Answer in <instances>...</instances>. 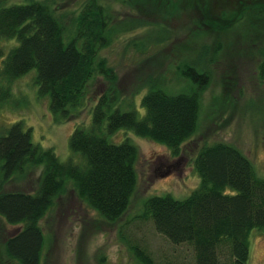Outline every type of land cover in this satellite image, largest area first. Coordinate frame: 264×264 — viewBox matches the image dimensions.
I'll list each match as a JSON object with an SVG mask.
<instances>
[{
    "label": "trees",
    "instance_id": "1",
    "mask_svg": "<svg viewBox=\"0 0 264 264\" xmlns=\"http://www.w3.org/2000/svg\"><path fill=\"white\" fill-rule=\"evenodd\" d=\"M11 2L0 0V110L18 105L15 84L33 70L38 71L40 96L50 98L58 122L74 119L87 105L89 86L98 76L108 82L93 99L92 123L78 126L70 139L82 163L64 162L53 148L36 144L33 128L23 120L0 126V219L2 230L8 224L16 227L0 242V264H42L47 245L43 221L70 182L82 202L110 223L129 210L140 182V150L131 139L115 143L110 137L129 129L180 155L199 128L212 74L199 57L183 69L191 88L173 94L151 86L142 114L122 98L118 73L101 56L117 31L110 6L88 0L74 16L69 35L56 0ZM6 39L19 44L7 52ZM194 164L201 185L183 200L171 194L149 198L142 218H151L173 244L193 245L196 264H250L252 231L264 228V177L248 155L227 142L203 145ZM40 168L36 190H4L14 178ZM228 242L231 250L225 254ZM133 250L142 264H157L145 247L135 244Z\"/></svg>",
    "mask_w": 264,
    "mask_h": 264
},
{
    "label": "rangeland",
    "instance_id": "2",
    "mask_svg": "<svg viewBox=\"0 0 264 264\" xmlns=\"http://www.w3.org/2000/svg\"><path fill=\"white\" fill-rule=\"evenodd\" d=\"M87 1L56 0L69 35L74 16ZM101 1L112 8L117 26L113 43L101 56L116 69L127 104L145 114L143 98L151 86L173 94L188 91L191 82L183 69L199 57L207 62L212 81L203 94L199 128L180 155L129 129L110 137L115 143L131 139L140 150V182L129 210L119 221L110 223L82 202L70 182L43 221L47 245L42 264H142L133 250L135 244L145 247L157 264H196L193 245L173 244L142 214L151 197L171 194L183 200L201 185L194 160L205 144L238 146L264 177V0H163V6L159 0ZM163 39L165 43L158 42ZM2 44L9 52L19 41L6 39ZM3 61L0 58V66ZM37 74L33 70L17 81L14 91L19 106L0 110V126L23 120L26 128H33L36 144L53 148L64 162L82 163L70 139L78 126L92 123L93 99L108 82L98 76L89 86L87 105L74 119L58 122L50 98L40 96ZM41 172L42 168L35 169L28 176L14 178L4 190L34 191ZM3 227L0 219V242L5 233L16 230L9 224ZM251 241L250 264H264V228L252 231ZM230 250L228 242L223 251L229 254Z\"/></svg>",
    "mask_w": 264,
    "mask_h": 264
}]
</instances>
